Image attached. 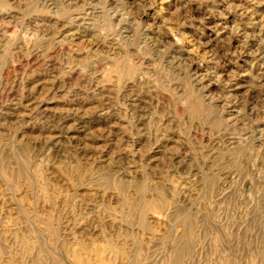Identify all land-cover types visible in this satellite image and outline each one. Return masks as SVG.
<instances>
[{
  "label": "rangeland",
  "instance_id": "374dc122",
  "mask_svg": "<svg viewBox=\"0 0 264 264\" xmlns=\"http://www.w3.org/2000/svg\"><path fill=\"white\" fill-rule=\"evenodd\" d=\"M0 264H264V0H0Z\"/></svg>",
  "mask_w": 264,
  "mask_h": 264
}]
</instances>
